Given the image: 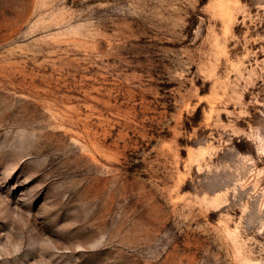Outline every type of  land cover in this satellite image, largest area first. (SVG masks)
I'll use <instances>...</instances> for the list:
<instances>
[{
  "label": "rangeland",
  "instance_id": "obj_1",
  "mask_svg": "<svg viewBox=\"0 0 264 264\" xmlns=\"http://www.w3.org/2000/svg\"><path fill=\"white\" fill-rule=\"evenodd\" d=\"M0 264H264V0H0Z\"/></svg>",
  "mask_w": 264,
  "mask_h": 264
}]
</instances>
